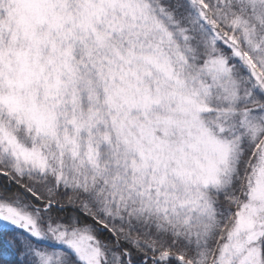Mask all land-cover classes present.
<instances>
[{
    "label": "snow or ice",
    "instance_id": "snow-or-ice-1",
    "mask_svg": "<svg viewBox=\"0 0 264 264\" xmlns=\"http://www.w3.org/2000/svg\"><path fill=\"white\" fill-rule=\"evenodd\" d=\"M0 264H264V0H0Z\"/></svg>",
    "mask_w": 264,
    "mask_h": 264
}]
</instances>
